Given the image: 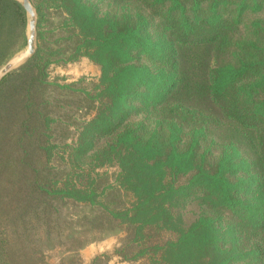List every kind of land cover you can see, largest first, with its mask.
Returning <instances> with one entry per match:
<instances>
[{"label":"trees","instance_id":"obj_1","mask_svg":"<svg viewBox=\"0 0 264 264\" xmlns=\"http://www.w3.org/2000/svg\"><path fill=\"white\" fill-rule=\"evenodd\" d=\"M43 3L0 80V264L67 203L124 264H264V0ZM81 58L90 88L52 72Z\"/></svg>","mask_w":264,"mask_h":264},{"label":"rangeland","instance_id":"obj_2","mask_svg":"<svg viewBox=\"0 0 264 264\" xmlns=\"http://www.w3.org/2000/svg\"><path fill=\"white\" fill-rule=\"evenodd\" d=\"M34 16L31 18L23 9L21 0H2V21L0 23V69L9 61H15L10 72L24 65L30 58L27 54V39L29 35V20L34 19V50L37 47V7H46L43 0H29ZM264 9V6L263 8ZM260 12L251 13L249 16L256 17ZM260 15H264V10ZM51 28L56 25L55 20L48 21ZM43 29V30H44ZM48 32L43 34L48 38ZM18 61L20 62L18 64ZM9 72V73H10ZM54 74L62 75L66 79L85 78L93 80L99 75L98 66L88 59L81 58L77 61L65 63L53 69ZM8 74V73H7ZM6 74V75H7ZM4 77V76H3ZM2 78L0 77V80ZM91 81L87 88L91 87ZM84 85V84H83ZM84 213L73 203H67L60 208L59 220L61 231L53 233L43 241L35 242L32 248L35 250L33 256L26 258L23 264H124L116 256L117 236L113 234L93 235L79 228L77 222ZM142 263H147L143 259Z\"/></svg>","mask_w":264,"mask_h":264},{"label":"water","instance_id":"obj_3","mask_svg":"<svg viewBox=\"0 0 264 264\" xmlns=\"http://www.w3.org/2000/svg\"><path fill=\"white\" fill-rule=\"evenodd\" d=\"M21 5H22L23 9L28 13V15L31 18H33L34 10L31 6L29 0H21ZM28 25H29L30 32H29L28 39H27V51L29 53V56H31L34 52V48H33L34 27H35L34 19H30ZM14 64H15V61H9L6 64H4V66L0 69V77L2 78L7 73H9L10 70L12 69V67L14 66Z\"/></svg>","mask_w":264,"mask_h":264},{"label":"bare ground","instance_id":"obj_4","mask_svg":"<svg viewBox=\"0 0 264 264\" xmlns=\"http://www.w3.org/2000/svg\"><path fill=\"white\" fill-rule=\"evenodd\" d=\"M27 54H28V56H29V53H28V51H27ZM21 62V61H20ZM19 61H18V64L20 63Z\"/></svg>","mask_w":264,"mask_h":264}]
</instances>
